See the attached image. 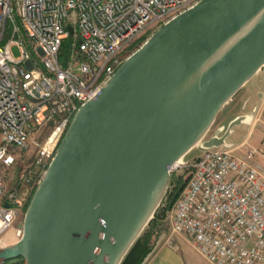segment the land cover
I'll use <instances>...</instances> for the list:
<instances>
[{"label":"water","instance_id":"1","mask_svg":"<svg viewBox=\"0 0 264 264\" xmlns=\"http://www.w3.org/2000/svg\"><path fill=\"white\" fill-rule=\"evenodd\" d=\"M264 68V0H199L130 53L75 112L0 264H121L161 206L170 168Z\"/></svg>","mask_w":264,"mask_h":264},{"label":"built area","instance_id":"2","mask_svg":"<svg viewBox=\"0 0 264 264\" xmlns=\"http://www.w3.org/2000/svg\"><path fill=\"white\" fill-rule=\"evenodd\" d=\"M198 1L0 0V248L11 229L21 237L15 222L78 108L96 97L134 42ZM29 145L38 148L34 166L7 189L5 174ZM257 158L264 159V139L258 147L244 141L203 150L169 212L164 243L182 236L209 264H264Z\"/></svg>","mask_w":264,"mask_h":264},{"label":"rangeland","instance_id":"3","mask_svg":"<svg viewBox=\"0 0 264 264\" xmlns=\"http://www.w3.org/2000/svg\"><path fill=\"white\" fill-rule=\"evenodd\" d=\"M140 40L134 42L130 46V48H129V51H131L130 53H132L135 49H137L145 41V38H143L141 41ZM12 54L14 57L18 56V52H17L16 48H12ZM262 71H264V69H262ZM261 75H262V73L256 74L255 77L253 78V80L254 81L257 80L259 78V76H261ZM229 111H230V109H229L228 105L224 106L220 110V112L218 113L212 127L207 132L204 140L214 136L216 131L219 129H222V131L220 132L219 135H221L224 132V130L227 127V124L229 123V121L232 117L230 115L231 113ZM252 121H253V117L250 118V122H252ZM45 135L38 137L36 139V142L38 144H42L45 140ZM263 139H264V112L260 114L259 120L257 121L256 126H255V129L250 134V137H249L250 144H251L250 146L258 147L260 142ZM37 151H38V148L34 145H31V146L29 145L25 149L19 150L18 162L16 163V165L14 166V168L10 172L5 174V183H6L7 189H10L12 186H14L16 184L17 178L20 174L28 173V171L33 168L35 160H36V156H37ZM202 152H203V148L201 147V145H197L196 147H194L182 159V167L175 170L174 173L175 174H182L184 178H187L188 174H189V170L187 171L186 168H188L190 166V164L193 162V160L198 155H200ZM256 163L261 168H263V172H264V159L263 158H257ZM177 199H176L175 203L173 204V206L168 211L165 212V215L163 218V223H162L163 224L162 228L164 229V231H163L164 234H163L162 238L155 240L156 236L152 235V238L150 239V243H149L152 247L155 245V246H158L157 248H159L162 245V243L164 242V240L166 239V237L169 235L168 215H169V212L172 210V208L175 206ZM163 204H164V201L162 202L160 208L163 207ZM24 212L22 211V214L19 216V218L15 222V225H14L15 227L22 224ZM145 228H147V226ZM3 237H6L7 239L5 240V239H3ZM3 237H2V239H3L2 244L4 246H2V247L9 246L16 241L13 238V229H11ZM182 247H183V251L186 254V257L191 262H194L195 264H207V262L195 250L191 249L189 246H187L185 244H183Z\"/></svg>","mask_w":264,"mask_h":264},{"label":"crops","instance_id":"4","mask_svg":"<svg viewBox=\"0 0 264 264\" xmlns=\"http://www.w3.org/2000/svg\"><path fill=\"white\" fill-rule=\"evenodd\" d=\"M258 73H262V75L255 81L253 80L254 76L252 80L224 105H228L230 109L229 112L232 116L230 121L241 115L253 117L252 122L242 123L232 128L226 140L229 146H236L244 141L251 145L249 140L250 134L255 129L260 114L264 112V71L260 70ZM6 237H3V239L6 240ZM172 244L173 246L163 242L153 255L145 258L144 264H195L186 257L183 251V244L194 250L184 237L175 236Z\"/></svg>","mask_w":264,"mask_h":264},{"label":"trees","instance_id":"5","mask_svg":"<svg viewBox=\"0 0 264 264\" xmlns=\"http://www.w3.org/2000/svg\"><path fill=\"white\" fill-rule=\"evenodd\" d=\"M186 170L187 171L189 170V174L187 178H184L182 174H175L174 172L170 173L167 193L163 200L164 201L163 207L162 208L159 207L158 210L155 212L153 218L147 224V228H144V230L137 238V240L135 241V243L127 253V255L124 257L121 264H144L145 258L153 255V253L158 249L157 248L158 246L154 245L152 247L149 244L150 239L152 238V235L156 236L155 240L162 238L164 234L162 223L165 212L168 211L173 206L182 188L184 187L185 183L187 182V180L191 175V168L188 167L186 168ZM31 196L29 197L28 201L25 203L23 212L25 211Z\"/></svg>","mask_w":264,"mask_h":264}]
</instances>
